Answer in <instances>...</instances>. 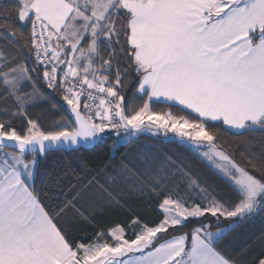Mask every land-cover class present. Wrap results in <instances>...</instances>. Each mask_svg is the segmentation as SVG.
<instances>
[{
    "label": "snow or ice",
    "instance_id": "1",
    "mask_svg": "<svg viewBox=\"0 0 264 264\" xmlns=\"http://www.w3.org/2000/svg\"><path fill=\"white\" fill-rule=\"evenodd\" d=\"M9 15L0 19V264H236L227 237L264 219V0H16ZM52 93L63 105L45 126L32 109ZM257 129L259 141L232 153L220 144ZM141 137L189 150L226 190L147 146L113 166ZM102 145L106 160L52 200L41 161ZM141 200L155 218L98 224ZM251 264H264V251Z\"/></svg>",
    "mask_w": 264,
    "mask_h": 264
},
{
    "label": "trees",
    "instance_id": "2",
    "mask_svg": "<svg viewBox=\"0 0 264 264\" xmlns=\"http://www.w3.org/2000/svg\"><path fill=\"white\" fill-rule=\"evenodd\" d=\"M16 0H1L0 1V19L8 18L9 15L15 10ZM21 48L23 45L21 44ZM23 52L27 54V49L23 48ZM23 62V60H21ZM31 67V63L28 65ZM43 88V85L41 84ZM45 93H48V89H43ZM54 104L63 105L61 98L52 93L46 100H38L37 106L32 109V115L38 117L40 122L45 126H50L54 121L59 119L60 113L53 108ZM66 107V105H64ZM231 130H229L230 132ZM163 140V138H160ZM261 139L260 130H255L250 133H244L243 135H230L222 134L220 138V144L229 153H232L237 145L244 147V141L251 140L257 142ZM111 143V141H109ZM152 148L153 151L167 152L171 154L178 161H182L188 166L191 171L199 176L202 182H206L210 187H216L220 194L225 191L223 182L218 179L214 174L212 168L207 165V162H202L189 150L173 143H161L154 138L141 137L140 140L133 145H130L128 149L121 148L120 153L117 154L116 159L112 161L113 166H119L121 160V154L127 153L129 163H135L137 154L145 147ZM107 145L99 147H93L90 149H81L80 151H65L55 152L49 154L46 160L41 161L40 169L38 173L43 171L46 173L45 185L52 193L51 199L55 200L60 188L67 191L70 187V183L77 182V178H83L87 170L95 171L99 164L107 158ZM256 151H259L258 144L255 145ZM239 159V156H237ZM43 198L44 192H41ZM131 211L120 210L105 213L103 217H97L98 224L105 230L116 224L118 221H125L132 213H136L141 217L147 218L151 216L155 218V212L153 209L143 200L137 202H128ZM99 229H88V234L91 231H98ZM262 232H264V219L257 217L255 220L246 221L240 224L226 240L227 250L236 264H251L254 256L258 255L261 251H264V238H262ZM74 234L85 236L84 230H74Z\"/></svg>",
    "mask_w": 264,
    "mask_h": 264
},
{
    "label": "water",
    "instance_id": "3",
    "mask_svg": "<svg viewBox=\"0 0 264 264\" xmlns=\"http://www.w3.org/2000/svg\"><path fill=\"white\" fill-rule=\"evenodd\" d=\"M90 148H93L92 146H88L86 148H82V149H90ZM68 151H71V150H68Z\"/></svg>",
    "mask_w": 264,
    "mask_h": 264
},
{
    "label": "built area",
    "instance_id": "4",
    "mask_svg": "<svg viewBox=\"0 0 264 264\" xmlns=\"http://www.w3.org/2000/svg\"><path fill=\"white\" fill-rule=\"evenodd\" d=\"M1 1V0H0Z\"/></svg>",
    "mask_w": 264,
    "mask_h": 264
},
{
    "label": "crops",
    "instance_id": "5",
    "mask_svg": "<svg viewBox=\"0 0 264 264\" xmlns=\"http://www.w3.org/2000/svg\"><path fill=\"white\" fill-rule=\"evenodd\" d=\"M128 149V148H127Z\"/></svg>",
    "mask_w": 264,
    "mask_h": 264
},
{
    "label": "rangeland",
    "instance_id": "6",
    "mask_svg": "<svg viewBox=\"0 0 264 264\" xmlns=\"http://www.w3.org/2000/svg\"><path fill=\"white\" fill-rule=\"evenodd\" d=\"M163 138V137H162Z\"/></svg>",
    "mask_w": 264,
    "mask_h": 264
}]
</instances>
